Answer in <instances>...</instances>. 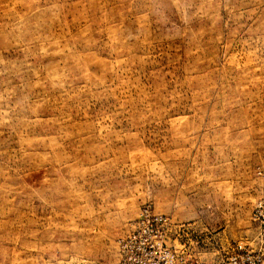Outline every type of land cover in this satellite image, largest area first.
Masks as SVG:
<instances>
[{"label":"rangeland","instance_id":"rangeland-1","mask_svg":"<svg viewBox=\"0 0 264 264\" xmlns=\"http://www.w3.org/2000/svg\"><path fill=\"white\" fill-rule=\"evenodd\" d=\"M144 206L264 242V0H0V264H116Z\"/></svg>","mask_w":264,"mask_h":264},{"label":"built area","instance_id":"built-area-1","mask_svg":"<svg viewBox=\"0 0 264 264\" xmlns=\"http://www.w3.org/2000/svg\"><path fill=\"white\" fill-rule=\"evenodd\" d=\"M262 202H260L261 205ZM264 226V218L261 220ZM171 220L148 206L140 209L128 232L118 241L116 264H263L264 242L249 245L234 242L219 262L188 255L167 244Z\"/></svg>","mask_w":264,"mask_h":264}]
</instances>
